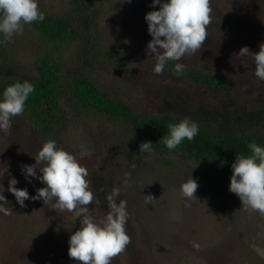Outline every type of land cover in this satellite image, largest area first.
I'll return each instance as SVG.
<instances>
[{
    "label": "rangeland",
    "instance_id": "1",
    "mask_svg": "<svg viewBox=\"0 0 264 264\" xmlns=\"http://www.w3.org/2000/svg\"><path fill=\"white\" fill-rule=\"evenodd\" d=\"M40 1L50 12L64 7L63 0ZM97 4L103 36L113 47L122 39L124 45L128 42L130 46L123 49L133 50L137 61L130 70L92 71L93 81L136 114H164L167 105L162 98L168 87L189 91L214 106L236 96L253 105L264 103V81L255 77L253 60L236 56L244 46L255 53L264 43V0H210V23L202 47L180 61H169L196 63L207 72L228 78L232 95L236 93L231 97L152 72L155 61L146 54L152 37L145 21L149 11L159 10L158 5L155 9L150 7L152 0H97ZM123 32L126 36L119 35ZM25 51L31 53L29 42ZM75 122L68 119L59 141L88 170L87 179L94 192L88 207L94 210L98 221L105 220L106 208L97 204L91 177L103 178L110 191L119 188L118 199L127 202L126 231L130 243L112 258L111 264H264V215L242 207L239 197L228 191L230 179H215L206 168L192 163L168 168L156 157L155 163L141 156L130 158L119 150L125 141L113 122L94 116ZM69 131L79 138L88 136L87 144L72 145ZM42 144L39 135L19 116L12 120L10 135L0 133V165L8 167L0 181L4 186L0 193L9 209L7 215L0 213V264H78L68 256L70 236L80 227L74 211L56 209L54 200L44 204L42 200L29 199L21 207L8 191L10 176L19 181L16 187H27L30 196L44 187L34 178L29 183L21 172L22 165L35 163ZM37 174L42 175L38 169ZM190 175L198 181L194 194L198 201L186 202L180 186ZM148 195L157 200L146 201ZM194 243L199 247H193Z\"/></svg>",
    "mask_w": 264,
    "mask_h": 264
},
{
    "label": "trees",
    "instance_id": "2",
    "mask_svg": "<svg viewBox=\"0 0 264 264\" xmlns=\"http://www.w3.org/2000/svg\"><path fill=\"white\" fill-rule=\"evenodd\" d=\"M63 3L64 7L57 12H50L39 4L45 13L44 21L26 24L21 34L14 35L10 42L0 43V94L17 80H28L35 85L19 117L42 142L51 138L62 147L59 135L68 119L80 122L94 116L113 122L119 136L122 132L125 143L119 150L128 157L141 156L154 163L156 157L168 168L192 163L224 181L232 175L230 166L237 154L250 155L248 145L253 140L264 146V103L253 105L236 96L232 101L214 106L189 91L168 87L162 98L167 105L166 112L151 115L136 114L129 105L115 100L99 88L91 72L130 70L134 68L137 55L129 48L123 49L130 45L128 42L124 45L122 38L116 48L103 36L96 15L97 0H63ZM119 35L126 36L125 32ZM28 37L31 39L26 41ZM28 42L31 53L25 51ZM175 63L178 62H168L161 75L224 96L236 94L234 91L232 95L228 78L207 72L196 63H183L186 70L175 75L171 70ZM185 117L198 123L199 134L169 151L159 141L167 134L170 123ZM68 138L72 145L82 146L88 141V136L79 138L73 131L68 132ZM145 141L153 143L152 150L140 152L139 145ZM91 180L97 204L108 213L106 195L111 191L103 178L91 177Z\"/></svg>",
    "mask_w": 264,
    "mask_h": 264
},
{
    "label": "clouds",
    "instance_id": "3",
    "mask_svg": "<svg viewBox=\"0 0 264 264\" xmlns=\"http://www.w3.org/2000/svg\"><path fill=\"white\" fill-rule=\"evenodd\" d=\"M127 2L131 3V0ZM157 5L159 10L145 15L148 33L152 37L146 54L155 61L152 72L161 75L170 60L180 61L202 47L207 38L206 29L212 9L210 0H152L150 7L155 9ZM44 19L45 13L39 7V0H0V36L3 37L0 43L10 42L14 35L21 34L26 24ZM236 56L251 57L255 77L264 81V43L255 53L244 46ZM171 70L179 76L186 70V65L178 62ZM34 91L35 85L28 80H17L4 89L0 94V133L10 135L13 118L24 113L26 101ZM199 131L198 123L185 117L170 123L167 134L159 142L172 151L185 139L192 141ZM152 147L151 141H145L139 145V151L149 152ZM248 148L251 154H237L230 166L232 175L228 191L239 197L242 207L264 215V146L253 140ZM37 169L42 175L37 174ZM7 172L8 167L0 165V181ZM21 172L29 183L30 178H34L44 185L36 189V195L30 196L27 187H16L19 181L10 176L8 191L21 207H25V201L29 199L42 200L44 204L54 200L56 209L74 211L79 218L80 227L68 241V256L78 264H111L112 258L122 253L130 243L126 231L127 202L118 199L119 188H113L106 195L108 213L105 220L98 221L94 210L88 207L94 200V192L87 179L88 170L55 139L44 141L35 156V163L22 165ZM127 176L126 173L125 182ZM198 186V181L191 175L181 184L180 193L186 202L197 200L194 194ZM0 187L4 188L2 183ZM145 199L157 200L151 195L145 196ZM7 204L5 196L0 193V213L9 214ZM193 247L199 245L194 243Z\"/></svg>",
    "mask_w": 264,
    "mask_h": 264
}]
</instances>
